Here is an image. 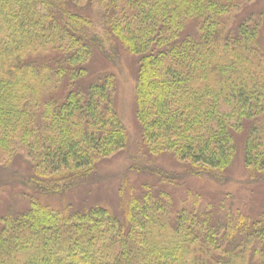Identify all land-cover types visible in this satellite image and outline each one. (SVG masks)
Masks as SVG:
<instances>
[{"label":"trees","instance_id":"1","mask_svg":"<svg viewBox=\"0 0 264 264\" xmlns=\"http://www.w3.org/2000/svg\"><path fill=\"white\" fill-rule=\"evenodd\" d=\"M256 2L0 0V169L25 154L31 171L19 174L22 184L44 195L96 177L128 135L115 75L77 82L89 63L114 64L125 51L138 57L136 117L150 154L220 181L245 135V165L263 173L264 10ZM148 171L163 184L182 177ZM31 195L0 213V264H264V210L251 219L228 205L216 217L199 194L177 208L169 191L148 184L123 195L120 212L72 211Z\"/></svg>","mask_w":264,"mask_h":264},{"label":"rangeland","instance_id":"2","mask_svg":"<svg viewBox=\"0 0 264 264\" xmlns=\"http://www.w3.org/2000/svg\"><path fill=\"white\" fill-rule=\"evenodd\" d=\"M255 2L256 8L263 11L264 0ZM137 72L138 57L124 51L117 56L114 64L101 59L89 63L88 72L77 82L87 86L97 81L101 75H115L114 105L128 135L126 148L100 161L96 177L58 195L38 194L22 184L19 174H29L31 166L28 157L20 153L9 165L5 164L7 166L0 169V213L6 211L9 204L25 205L32 198L31 194L52 207L82 211L94 205H102L120 212L123 195L129 197L131 193L141 190L145 184L158 185L169 191L176 200L177 208L180 207L179 199L186 205L191 203L190 193L199 194L202 198L201 204H211L216 217H223L221 215L228 211V205L240 209L251 219L264 210V172H253L246 167L243 145L245 135L236 138L234 161L226 171L224 179L220 181L209 176L191 174L187 165L175 160L168 153L156 156L148 152L136 117ZM155 167L182 177L176 181L177 185L163 184L159 176L148 171Z\"/></svg>","mask_w":264,"mask_h":264}]
</instances>
